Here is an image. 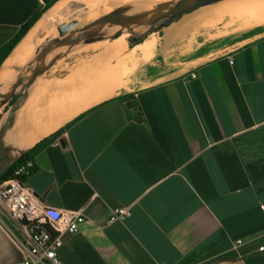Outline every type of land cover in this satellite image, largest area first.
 <instances>
[{
	"label": "crops",
	"instance_id": "obj_1",
	"mask_svg": "<svg viewBox=\"0 0 264 264\" xmlns=\"http://www.w3.org/2000/svg\"><path fill=\"white\" fill-rule=\"evenodd\" d=\"M47 1L0 0V48ZM124 1L94 0L78 26L88 15ZM71 2L57 0L14 47L0 67L12 68L1 90L9 89L16 67L30 51L20 50V57L10 61L19 45L30 34L36 44L41 33H50ZM244 2L224 8L244 9ZM45 14L47 22L37 26ZM157 31L150 35L147 58L138 47L143 42L130 45L128 39L120 56L130 59L141 50L151 62ZM165 33L168 38L176 34ZM88 35L105 38L63 58L91 48L102 51L97 60L105 55V44L118 37L95 30ZM121 62L63 111L41 112L66 78L72 84L68 90L84 87L83 81L44 72L30 85L4 136L12 153L21 155L62 128L31 156L36 167L28 183L46 205L82 209L86 216L78 232L62 236L57 251L63 263L264 264V250L259 249L264 245V35L143 85ZM120 84L104 97L106 89ZM8 102L0 103V127ZM69 109L73 112L53 130L43 129ZM119 206L129 207L130 215L108 222ZM20 258L21 251L0 226V264Z\"/></svg>",
	"mask_w": 264,
	"mask_h": 264
},
{
	"label": "rangeland",
	"instance_id": "obj_2",
	"mask_svg": "<svg viewBox=\"0 0 264 264\" xmlns=\"http://www.w3.org/2000/svg\"><path fill=\"white\" fill-rule=\"evenodd\" d=\"M93 1L94 0H72V2L64 10L63 17H58V21L67 20L73 16H84L89 10L90 5L93 6ZM144 1H163L170 4L176 2V0ZM241 2L242 0H220L197 8L171 23H167L162 20L152 26L149 22V27H147L145 30L131 32L127 36V39H129L132 35H136V37H138L145 31H148L147 29L151 27V32L148 31L147 35L144 37L146 40L138 46L141 47L142 52L145 53V57L147 58L150 55L149 49L153 43V39L150 37V35L153 37L152 31L158 30L156 33L157 42L154 47L155 54L152 57L151 62L145 61L141 50L135 52V56L133 55V57L130 59L127 58L128 54H124L122 56H112L111 53H108L105 50V55L102 57L100 56L97 60H95L97 55L101 54L102 51H99L98 49L94 50L91 48H84L83 50L77 52L76 57L73 56L74 54L68 58L61 57L45 73L48 75H58L60 77H65L69 74L72 78L73 76L77 78L80 77V80L83 81L82 86L85 87V84H87L85 89H89L91 82H94L96 78L100 79L101 76H103L104 80V75L110 73V71L113 69L112 65H115L116 67V65L121 62V60H123L126 66L129 65L128 73L130 71L137 76L138 81L136 84L143 85L144 83L148 82L150 78H156L165 74H172L182 67H187L191 64L203 61L208 58V56L215 53H220L224 49L237 46L242 42H245L247 39L264 35V23H260L256 17L252 16L255 12L259 13V7H264V0H247L249 9L247 7V9L235 8V10L232 9L234 7L229 8L230 10L224 8L241 4ZM219 8H224V10ZM236 9H238V11ZM78 19L79 22L85 20L84 17ZM58 21H54L52 23V27H50L53 32L51 31L50 33H43L41 35L43 41L38 39L37 43L34 44V58L37 55V46L44 43L47 37L53 36L57 33ZM50 28H48V30H50ZM166 29L167 32H172L173 34L176 33L175 36L168 38L165 33ZM138 47H135L134 51ZM32 50L33 49H31L23 57V65L16 67L18 69L14 71L16 74L14 75V79L16 76L27 73V67L34 58L28 63L26 69L23 72H20V69L25 68L26 63L24 64V62H27L26 58L28 60V58L32 56ZM78 53H81V55H78ZM82 62H84V64H82ZM108 62H113V64L108 66L103 71L101 66ZM127 74L125 77H127ZM69 79L70 78H66L65 81ZM65 81H62L61 83H64ZM86 81L87 83H85ZM79 84L80 83L76 84V87L79 86ZM121 85L122 84L106 89L104 91V97L108 96L109 94H114ZM69 86H72V84H67L64 87H60V91L65 92ZM79 88L80 86L76 89ZM3 89L7 90L6 86H4ZM16 97L17 95L9 100L6 105V111H8L12 106ZM1 99L2 98H0V100ZM70 101H72V99H68L67 102L65 101L66 104H63V109L69 105ZM46 111H48V109ZM58 117L59 116H57L54 121H57Z\"/></svg>",
	"mask_w": 264,
	"mask_h": 264
},
{
	"label": "water",
	"instance_id": "obj_3",
	"mask_svg": "<svg viewBox=\"0 0 264 264\" xmlns=\"http://www.w3.org/2000/svg\"><path fill=\"white\" fill-rule=\"evenodd\" d=\"M220 0H176L175 3L163 1L146 2L143 0H127L112 5L99 14L98 11L87 16V21L78 26L79 20L74 18L62 21L57 25V33L47 37L44 43L37 46L36 57L29 63L27 73L16 76L10 83L8 90L0 89V103L8 102L21 88V94L17 96L8 110L7 118L0 127V175L5 172L20 155L12 153V147L6 145L4 136L13 125L16 111L25 99L30 85L34 80L46 72L58 59L79 48L80 46L104 39L105 36L90 37L88 34L95 29L100 32L110 33V37L117 36L126 30H133L143 21L149 20L154 26L164 20L171 23L183 15L208 4ZM96 14H99L95 16ZM116 20L114 24L111 21ZM151 32V27L147 29ZM145 31L144 33H147ZM5 83L0 84V88ZM62 145L67 144L65 137L60 138Z\"/></svg>",
	"mask_w": 264,
	"mask_h": 264
},
{
	"label": "built area",
	"instance_id": "obj_4",
	"mask_svg": "<svg viewBox=\"0 0 264 264\" xmlns=\"http://www.w3.org/2000/svg\"><path fill=\"white\" fill-rule=\"evenodd\" d=\"M35 167L32 158L23 160L0 181V226L21 251L15 264H64L57 251L62 236L78 232L86 216L82 209L46 205L28 183ZM129 215V207H115L108 222L122 221ZM259 249L264 250V245Z\"/></svg>",
	"mask_w": 264,
	"mask_h": 264
},
{
	"label": "bare ground",
	"instance_id": "obj_5",
	"mask_svg": "<svg viewBox=\"0 0 264 264\" xmlns=\"http://www.w3.org/2000/svg\"><path fill=\"white\" fill-rule=\"evenodd\" d=\"M245 2H247L246 0H244ZM244 2V3H245ZM209 5V4H208ZM245 6V5H244ZM246 7L248 8V5L246 4ZM245 7V8H246ZM228 8V7H227ZM246 8V9H247ZM233 10H235V8H232ZM249 9V8H248ZM238 11V9H236ZM259 10V13H254V17H256V19L260 22V23H264V7H259L258 8ZM254 12V11H253ZM249 16V15H248ZM63 17V16H62ZM255 19V20H256ZM47 15L45 14V17L40 21V23L37 25V26H40V25H43L44 22H47ZM61 21H58L57 24H59ZM149 20H145L143 21L139 26H137L135 29L133 30H126L124 31L123 33L117 35L116 39L113 40L110 45L107 47L106 51L108 53H111L112 56H117V55H120L121 52H124L128 46V43H127V36L131 33V32H135V31H142L144 30V28L148 27V24H149ZM36 29H34V31L32 33L35 32ZM95 30V29H93ZM91 30V31H93ZM97 33H103V32H100L98 30H95ZM43 33H46V32H43ZM41 33L39 35L38 38H40L39 40H42V37L41 35L43 34ZM32 34H30L20 45L19 47L16 49L15 53L13 54V56H11V60L10 61H15L16 57L19 56L20 57V50L21 51H24V52H28V50H31L35 45V42H33V38L31 37ZM44 37V36H43ZM43 41V40H42ZM108 41V40H107ZM110 41V40H109ZM103 42V41H102ZM108 43V42H106ZM93 45H96V44H93ZM91 46V45H90ZM34 55H35V51H33L32 53V56L30 58H26V61H28L26 64H25V68H23L20 72H23L28 63L34 58ZM112 62H108L104 65L101 66V68L106 69L109 64H111ZM11 71H12V68H7V69H4L3 71L0 72V83L6 78L8 77V75L11 74ZM19 72V73H20ZM70 80V79H69ZM69 80L65 81L64 83H61L59 88L60 87H64L66 86L68 83H71V82H68ZM75 81V80H74ZM71 87V86H70ZM85 88L86 87H82V88H79V89H67L65 91L67 92H63V91H60L58 90L57 92L53 93V96L51 97L50 99V103L47 104L46 106H44L42 108V111L41 112H46V110H50V111H63V104H66L65 101L67 102L68 99H72V100H82L85 96H87V92L85 91ZM73 90V91H72ZM36 93V92H35ZM56 93H59V94H56ZM47 98V97H46ZM44 99V98H43ZM86 99V98H85ZM74 100V101H75ZM77 103H79L78 101H76ZM81 103V102H80ZM59 105V106H58ZM77 105V104H76ZM81 105V104H80ZM78 108V107H75V109ZM71 112H73V109H69L65 114H63L62 116H59L58 120L57 121H54V122H51V123H45L44 124V128L43 129H52L53 126H55L56 124H58L59 122H61L62 120L66 119L70 114ZM63 113V112H62ZM58 126V125H57ZM53 130V129H52ZM40 132V131H39ZM46 132V131H45ZM49 132V131H48ZM43 133V132H41ZM40 134V133H39ZM47 134V133H46ZM34 140V139H33Z\"/></svg>",
	"mask_w": 264,
	"mask_h": 264
},
{
	"label": "trees",
	"instance_id": "obj_6",
	"mask_svg": "<svg viewBox=\"0 0 264 264\" xmlns=\"http://www.w3.org/2000/svg\"><path fill=\"white\" fill-rule=\"evenodd\" d=\"M57 0H50L47 1L44 7L36 12L30 19H28L19 29L17 34L6 44H4L0 48V67L4 60L8 57V55L12 52L14 47L20 42V40L26 35V33L30 30V28L35 24V22L42 16V14L50 8ZM147 35V33H143L140 36L136 38L130 37L128 40L130 42V45H134L137 43H141L144 40V37ZM116 37V36H115ZM112 42V41H111ZM110 42V43H111ZM110 43H108L105 47L107 48ZM5 67L3 66L2 70L3 71ZM0 71V72H1ZM87 83V81L85 82ZM62 131V128L58 129L54 134L47 136L37 142L32 148L24 151L19 158L5 171L0 175V181L3 179L8 178L11 175V172L13 171V168L21 161L26 160L31 158V156L37 152L47 141L52 140L57 134H59Z\"/></svg>",
	"mask_w": 264,
	"mask_h": 264
}]
</instances>
